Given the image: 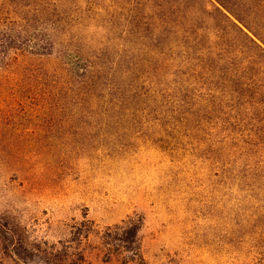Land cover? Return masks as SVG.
Instances as JSON below:
<instances>
[{"label":"rangeland","instance_id":"rangeland-1","mask_svg":"<svg viewBox=\"0 0 264 264\" xmlns=\"http://www.w3.org/2000/svg\"><path fill=\"white\" fill-rule=\"evenodd\" d=\"M49 1L61 49L114 63L112 82H125L129 97L120 103L115 91L120 106L108 125L93 124L95 105L66 128L46 118L38 134L34 119L14 118L10 103L19 101L0 90V222L14 232L0 229V264H15L4 249L14 239L58 243L128 218L141 222L143 260L106 261L92 233L83 244L86 264H264L260 142L230 123L239 115L215 93V81L193 74L191 24L180 43L146 44L136 10L128 12L135 3ZM15 251L31 257L24 246Z\"/></svg>","mask_w":264,"mask_h":264},{"label":"trees","instance_id":"trees-1","mask_svg":"<svg viewBox=\"0 0 264 264\" xmlns=\"http://www.w3.org/2000/svg\"><path fill=\"white\" fill-rule=\"evenodd\" d=\"M108 1L112 7L125 2ZM128 1L136 4L128 12L136 10L133 22L144 32L141 37L137 31L143 43L171 46V39L174 44L178 38L182 41L187 38L186 29L191 24L193 74L203 72L215 81L212 83L215 93L227 95L226 104L239 115L232 116L230 123L243 126L242 137L259 140V166L264 168V0ZM209 2L214 5V11ZM52 4L49 0H3L1 3L0 76L8 80L4 83L8 86L0 90L11 93L19 101L10 103L14 113H19L14 118L34 119L33 132L38 134L46 118L66 128L81 115L88 118L95 111V105L100 110L93 124L99 128L108 125L115 120L113 111L129 97L130 88L125 82L119 86L112 82L119 75L114 63L99 62L98 54L84 57L61 49L66 44L58 38L61 25L48 12ZM5 10L9 16L4 19ZM22 57L30 58V63L19 62ZM116 90L122 95L118 105L114 97ZM139 90L133 93L137 96ZM98 93L102 95L97 98ZM16 108H19L17 112ZM85 108L87 116L80 114ZM66 113L67 119L61 117ZM5 226L0 222V229ZM5 228L14 235L12 229ZM141 228V222L128 218L104 231L73 232L71 239L58 243L35 244L14 239L4 249L6 253H13L15 264H86L87 251L83 244L85 240L88 242L90 234L96 233L101 244L97 247L106 261L114 258L138 261L143 260ZM18 246H24L31 257L15 251Z\"/></svg>","mask_w":264,"mask_h":264}]
</instances>
